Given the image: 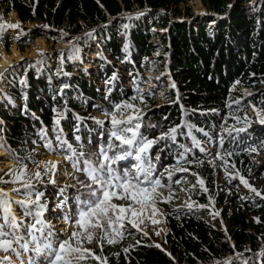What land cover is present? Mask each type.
Segmentation results:
<instances>
[{
	"label": "trees",
	"instance_id": "16d2710c",
	"mask_svg": "<svg viewBox=\"0 0 264 264\" xmlns=\"http://www.w3.org/2000/svg\"><path fill=\"white\" fill-rule=\"evenodd\" d=\"M189 1L0 0V7L5 12L16 11L24 23L41 22L52 27V32H68L65 38L98 26L96 34L103 47L113 59L123 61L132 58L133 52L144 57L157 52L159 45L153 42L154 29L157 26L169 28V37L163 34V43L169 42L163 52L164 56L170 53L169 67L176 86L168 92L170 103L149 110L141 132L156 138L171 127L186 125L178 128L174 141L165 138L152 146L151 154L154 152V158L159 157L157 171L162 173L166 168L171 169L183 154L188 162L180 163L189 171H176L172 181L165 175L163 182L176 187L193 182L195 178L202 179L208 193L199 191L197 200L223 206L229 228L225 231L213 225L203 217L202 210L164 203L169 252L155 247L138 231L131 236L130 227H126L128 231L118 243H104L106 252L101 253L99 247H95V252L102 258L108 255L107 264H264V163L257 165L251 159L264 148V130L254 131L252 136L240 133L237 128L240 121L244 124L247 120H256L250 113L249 104L258 110L264 108V0H256L252 6L246 5L251 0H202L207 9L205 16H199L193 22L172 20L169 11L174 10V15L180 16L183 12L181 4ZM139 11L145 12L136 14ZM123 13L128 14L119 18ZM185 14L194 17L190 6L186 7ZM11 46L9 39L5 43L8 52ZM64 60L71 61L67 54ZM66 69L71 73L63 75L60 72L63 76L56 81L46 80L34 68L24 67L4 79L6 90L0 98L3 121L0 139L13 150L11 155L4 150L9 160L17 162L15 157H20L27 166L35 164L34 154L43 146L40 129L53 126L56 119L65 128V132H58L59 136L77 151L87 150L85 144L93 131L109 132V122L101 125L92 121L87 109L79 108L73 98L75 94L89 98L92 107L109 112L116 104L133 102L132 90L109 85L112 95L107 97L91 86L84 71L73 74L70 67ZM104 72L109 81L114 70ZM22 80L26 82L21 83ZM235 81L240 83L233 87ZM244 87L255 93L243 97ZM143 94L151 102H157L151 89ZM229 101L239 103L229 105ZM232 109L235 113H230ZM222 112L228 114L226 122L220 117ZM210 135L219 139L217 150L203 152L193 137ZM250 148L257 151L250 153ZM86 153L93 159L96 150L92 148ZM18 168L17 163L15 170ZM220 171L226 173L229 182L236 187L241 184L240 177L248 183L255 182L257 188L261 183L258 188L261 196L245 197L226 188L215 191V180ZM177 179L181 183H175ZM8 184L10 182L2 183L3 186ZM190 191L196 192L195 188ZM130 237L134 241H129ZM126 242H129L127 246L124 245ZM87 264L98 262L89 259Z\"/></svg>",
	"mask_w": 264,
	"mask_h": 264
},
{
	"label": "snow or ice",
	"instance_id": "6c2138e0",
	"mask_svg": "<svg viewBox=\"0 0 264 264\" xmlns=\"http://www.w3.org/2000/svg\"><path fill=\"white\" fill-rule=\"evenodd\" d=\"M124 27L127 28L128 25ZM9 30H19L13 37L17 41H21L23 37L27 36L18 23H0V44H4L5 33ZM77 51L78 49L73 46L68 59L75 58ZM2 55L0 54V56ZM38 55L40 58L36 61H27L21 57L23 63L9 64L7 68L0 71V81L9 75H15L16 70L20 67L27 69L43 65L47 54L40 51ZM60 55L63 56L62 53ZM25 82L21 81V83ZM239 83L240 81H235L233 87ZM172 86L175 87L174 84ZM123 109H130L131 114L125 117ZM117 113H120L119 118ZM105 115L110 117L111 129L108 132L107 143L100 146L98 153L95 154V159L87 157L83 152H77L72 145L68 144L67 140L61 139L59 135L55 137L58 147L71 153L70 155L66 154L65 159L71 162L75 172L82 173L86 177V180H81L78 176L74 177L78 189L72 197V207L68 206L69 197L64 195L67 186L59 189L63 199L56 207L63 213L60 218L64 221L65 228L55 229L45 219V213L49 211V206L46 202H42L45 194L36 186L37 183H43L44 176L49 177L48 183L56 184L53 178L58 166L56 163L44 162L43 172L36 171L31 174L35 177V182H33L30 178L25 179L29 175L27 164L20 157H15L19 168L15 171L10 169L6 173L12 177L11 180L5 181L0 178V183L19 184L20 186L12 191L24 197L13 200L9 192L0 189V253H4V255H0V264H14L13 254L17 259H20L27 253H32V255L28 256L26 261L21 259L20 264H87L89 259L97 261L98 264H107V258H102L93 249L85 247V242L91 244L97 240L102 253L104 243L116 244L124 238L125 232L128 231L125 222L131 225V228L141 231L139 225L144 222L141 217L145 213L149 214V218L154 217L158 212L157 203L169 202L172 199L171 184L164 183L162 178L166 175L167 180L172 181L176 171L188 172L189 169L180 163V161H185V163L188 161L181 154L175 166L171 169L166 168L161 173L157 171L156 165L153 163L150 150L159 140L167 138L174 141L178 128L186 125L171 127L167 133H162L156 138H149L141 132L142 117L134 104L127 101L116 104L114 110L106 112ZM96 122L104 124V121L101 120ZM261 123H264V120H261ZM56 124H59V120H56ZM46 135V133H42L41 139H45ZM193 140L198 144L194 137ZM45 146L56 151L51 140H45ZM0 149L6 150L10 155L13 153V150L7 147L2 139H0ZM248 151L256 152L257 149L250 148ZM130 159L134 163L129 167H118L121 161ZM156 159L158 160L159 157ZM49 164L51 167L48 166ZM240 180L245 187L257 196H261V193L253 188L246 179L240 177ZM175 183L179 184L181 180L177 179ZM199 183L203 185V180H199ZM165 188L168 189L167 196L161 191ZM114 199L125 200L126 203L116 204L113 203ZM13 205L21 209V216L17 215ZM65 209L67 210L65 211ZM214 215H218V213ZM24 218H31L33 222L25 224ZM153 223L156 221L153 220ZM97 229L100 230L99 235H97ZM144 234L147 235V233ZM156 234L159 235V233ZM155 247L160 248L161 246L156 244ZM225 264H229V262H225Z\"/></svg>",
	"mask_w": 264,
	"mask_h": 264
},
{
	"label": "rangeland",
	"instance_id": "374dc122",
	"mask_svg": "<svg viewBox=\"0 0 264 264\" xmlns=\"http://www.w3.org/2000/svg\"><path fill=\"white\" fill-rule=\"evenodd\" d=\"M256 0L249 1L246 5L252 6ZM241 4H244L241 1ZM190 6L191 10L194 12V17H189L185 14L186 7ZM181 7L183 8V12L180 16L174 15V10L169 11V15L172 20L177 19H185L186 21L193 22L194 19H196L199 16L197 15L198 9L204 8V12H200L205 14L207 12L206 7L204 6L202 0L198 2L197 0H190L187 3H182ZM163 11V10H160ZM14 11L11 12H5L4 8L0 7V23H6V24H20L21 29H23L24 32L27 33V36L23 37L21 41H17L13 37H15L17 31L19 30H9L5 33L6 40L4 44H2L3 48L7 51L5 47V43L7 40L11 39V51L8 53H12L13 46L19 48L20 52L23 54V56H27L26 53L29 52L31 48L36 46V43L39 39H44L47 50L45 53L47 54L45 57V61L43 65H38L34 67L35 71L42 76L44 79L49 81H56L58 77L65 75V73H70L69 71L63 72L62 65L65 67H70V70L73 72V74H79L80 71L83 69L87 71L85 73L86 77L88 78L90 84L92 87L97 88L100 93L103 95L110 97L112 95V89H109L108 83L112 86H120L122 89L125 88L126 90H132L133 91V99L132 104L135 105L137 109H139V114L142 117V127L143 122L145 119L146 114L149 112V110L154 109L155 106L163 105L167 102L170 103L168 92L174 88L172 85L175 84L173 81V78L171 76V71L169 64L171 62L170 59V53H167L166 56L163 52V49H166V45L169 46V42L167 41L163 43V38L165 37L163 34H166L167 37H169V28H161L157 26L154 30L156 33V37L153 39V42L157 45H159V49L157 52L152 54L151 56L144 57V55L137 54L136 52L133 54L132 59L130 61H123V60H113L111 55L108 53V51L103 47V44L100 42L99 37L96 35L95 32L92 31V29H88L83 31L80 34H77L75 36H78L75 38V36H70L69 38H65L66 34L68 35V32H62L61 30L52 32V27L45 28V24L37 21H30L27 23H24L20 20L17 14V18L13 16ZM16 12V11H15ZM145 12V11H142ZM124 14V13H123ZM206 15V14H205ZM121 16H119L120 18ZM120 19H118V22ZM117 24V23H115ZM115 24L113 26H115ZM116 28V27H115ZM87 29V28H86ZM91 34V35H89ZM65 38V39H64ZM162 40V41H161ZM83 42V43H82ZM21 46L23 50H21ZM75 46L78 51L75 54V58L69 59L71 61L66 62L65 55L67 54L69 56L70 50ZM63 54L61 56L60 54ZM39 56V55H38ZM161 57H164L160 59ZM28 61H36L34 58H29L27 56L25 58ZM21 62V61H19ZM23 62V61H22ZM104 62V63H103ZM17 63V62H16ZM15 63V64H16ZM13 64V65H15ZM58 64H60V68H57ZM107 69H113L114 75L111 77V82H105V70ZM64 73L61 75V73ZM115 77V78H113ZM6 80L0 81V98H3L2 92L6 90L5 88V82ZM59 83V82H56ZM154 91V96L156 97V103H153L148 99L143 93L147 90ZM139 90V91H138ZM255 91L249 87H244L242 90L243 97L254 94ZM76 102L78 103L79 108L87 109L89 116L91 117L92 121L101 120L104 122L110 123V117L106 116L105 113L109 112L108 110L104 109H96L91 106L90 100L85 99L84 97H78L74 95L73 97ZM232 104V102L229 101V105ZM104 108V107H102ZM250 113L252 114V117H254L256 120L251 122V120H247L246 123L242 124L243 122L240 121L238 128V131L246 132V134L252 135L254 131H261V129L264 130V123H261V120H264V108H261L260 110L255 109L253 105L249 104ZM123 114L126 117L127 115L131 114L130 109H123ZM230 113H235L232 109ZM118 118L120 117V113H117ZM220 117L223 119L224 122L228 119V114L226 112H222L220 114ZM1 123V121H0ZM57 130H55V126H51L48 128H44L42 132L40 133H46L45 139H43V146L38 148V152L34 154V157L36 159V162H40L39 164L35 163L32 165L27 166L29 170V175L25 177V179H32L33 182H35V177L31 175L32 173L36 171H44V162H49L47 160L51 149L45 146V140H51L54 147H56V151L54 152L56 157H62L63 160L58 166L57 172L55 171V176L53 177L56 181V184L48 183L49 177L44 176L43 177V183H37V188L40 191L44 192V197L42 198V202H46L49 206V211L45 213V219L51 223L55 229H63L66 227L64 221L60 218L63 213L62 211L57 208V204L60 202L63 197L59 193V189L61 187H66L64 195H67L69 197V207H71L70 201L72 200V195L76 194L78 185L76 184V180L74 177L78 176L81 180L85 176L82 173L75 172V170L72 167V164L70 161L65 159V155L61 154L59 150H61L59 147H57V143L54 140V135L57 136L60 133L58 132H65L64 127H61L60 123L56 124ZM60 127V128H59ZM141 127V129H142ZM84 134V133H83ZM86 134V133H85ZM102 139V136H94ZM198 145L200 147H204L208 150L215 151L217 149V144L211 142L209 145L207 144L208 138L207 137H201L198 140ZM98 144V143H97ZM106 144V143H104ZM206 144L208 145L206 147ZM88 146H86L87 150H79L77 152H83L87 157L89 156L87 151H91L93 148L96 150V154L99 151L100 145H96L94 143H87ZM4 150V149H3ZM95 154L93 159H95ZM7 159V158H6ZM5 158H0V163L2 165H5L7 162H13L14 164L7 166L0 174V178H3L6 181H10L12 177L9 175H6V173L9 172L10 169H14L16 165V161L6 160ZM153 163L156 165V169L158 168L157 159L154 158V152L152 154ZM255 164L262 165L264 163V148L261 150V152H257L252 155L251 158ZM50 167V164L48 165ZM59 173V174H58ZM4 176V177H3ZM6 176H9L5 178ZM199 178H196L193 182H189L186 184H182L176 187L172 188V199L169 202H158L157 208L158 212L154 217L149 218V214L145 213L141 219H143V223L139 225L141 231H138L142 233L144 236H147L155 245L159 244L163 249H167L169 252L170 245L167 242V235H168V228L167 224H163L160 220L161 218L165 219V213L162 209V204L168 203L174 207H188L191 205L193 208H198L203 211V217L208 219L213 225L219 226L222 230L227 231L229 228V223L227 219L224 217L223 214V206H215L214 204H203L197 199V195L199 191L204 190L206 193L207 190H205L203 185H197L199 183ZM228 183V184H227ZM2 184V183H0ZM253 188H255L258 191V188L262 186L260 183V186L255 184V182L249 183ZM227 185V187H225ZM19 184H13L10 183L7 185V187H3L4 190L10 191L14 196H16L15 192L12 191L14 188L19 187ZM198 186V187H197ZM191 188H195L196 192L192 193L190 191ZM223 188L230 190H235L239 193H241L242 196H248V197H256L257 195L252 192L249 188L245 187L242 183L239 184L237 187L232 185L231 182H229V179L227 177V174L220 171L218 173V176L215 180V191H221ZM80 191H83V189H80ZM164 192V195H168V190H161ZM15 193V194H14ZM18 197V196H17ZM34 198V197H33ZM159 199V198H158ZM113 203L116 204H125V200L120 199H114ZM127 203H130V201H127ZM188 207V208H191ZM67 209H65L66 211ZM18 216L22 215L21 209L17 206ZM215 213H218V215H214ZM153 220L156 221V223H153ZM31 218H24V223L29 224L32 223ZM39 227V225H37ZM125 227H130V235L132 236L136 229L131 228V225L127 224L125 222ZM97 235H99L100 230L97 229ZM144 233H147L145 235ZM156 233H159L157 235ZM129 241L131 240V237L129 238ZM135 241H137L135 239ZM129 242H126L124 245L127 246ZM85 247L91 248L95 251V247L98 246L97 240H94L91 244H88L85 242ZM99 251H101L99 247ZM106 248L103 246V252H106ZM112 254V252L110 253ZM0 255H4V253H0ZM32 253L24 254L18 261L21 259L27 260L28 256H31ZM108 255L106 254V257ZM12 258H16L15 255H12Z\"/></svg>",
	"mask_w": 264,
	"mask_h": 264
},
{
	"label": "bare ground",
	"instance_id": "6f19581e",
	"mask_svg": "<svg viewBox=\"0 0 264 264\" xmlns=\"http://www.w3.org/2000/svg\"><path fill=\"white\" fill-rule=\"evenodd\" d=\"M197 1L200 2V0H197ZM203 9H204L203 7L201 9H198V12H204ZM12 14H13V16H15L17 18V12L14 11ZM47 48L48 47H47L44 39H39L37 41V43H36V46L31 48L29 50V52L26 53V54H27V56H29V58H34L35 60H38L40 58L38 56V53L40 51L45 52L47 50ZM0 54H3L2 56H0V71H2L3 69L7 68L9 64H15L16 62L21 61V57H23V58L27 57V56H23V54L20 52L19 48L15 47V46H13L11 54L6 52V50L3 48L2 44H0ZM42 130H41V132H42ZM54 152L55 151H53V150L50 151V154H49L47 160L49 162L56 163L59 166V164L62 162L63 158L62 157H56V155H54L55 154ZM7 156H8L7 153L3 149H0V158H6ZM7 161H10V160H7ZM12 164H14V163L13 162H7L5 165H2L0 163V174L3 171V169H5L7 166H10ZM58 166H57V168L55 170L56 172L58 170ZM50 167H51V165H50ZM3 187L6 188L7 186H3V185L0 184V189L4 190ZM4 191H6V190H4ZM6 192H9V194H10V196H11V198L13 200H17V199H22L23 198V197L15 194V193L14 194L16 196H14L10 191H6ZM13 207L15 208V211H16V213L18 215L17 206L13 205ZM160 220L162 221L163 224H166L164 218H161ZM166 228H168V227H166ZM13 261H14V264H20V261H18L17 258H14Z\"/></svg>",
	"mask_w": 264,
	"mask_h": 264
},
{
	"label": "water",
	"instance_id": "95a60500",
	"mask_svg": "<svg viewBox=\"0 0 264 264\" xmlns=\"http://www.w3.org/2000/svg\"><path fill=\"white\" fill-rule=\"evenodd\" d=\"M197 15L198 14H201L200 12L196 13ZM176 20V19H175ZM177 21H186L185 19H177Z\"/></svg>",
	"mask_w": 264,
	"mask_h": 264
}]
</instances>
